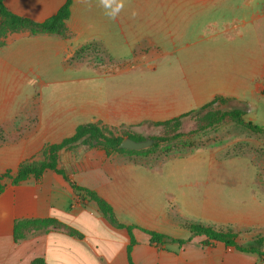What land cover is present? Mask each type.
Segmentation results:
<instances>
[{
  "label": "crops",
  "instance_id": "1",
  "mask_svg": "<svg viewBox=\"0 0 264 264\" xmlns=\"http://www.w3.org/2000/svg\"><path fill=\"white\" fill-rule=\"evenodd\" d=\"M65 1L5 5L43 22ZM66 23V38L29 30L2 38L0 176L40 160L44 146L60 143L85 123L128 127L164 121L217 96L244 101L252 118L260 116L254 102H264V0H73ZM88 45L102 57L77 59L76 52ZM214 143L156 168L101 148L81 159L70 153V163L60 157V167L110 203L121 223L168 237L151 243L148 234L134 229L135 264H264L223 243L204 246V236L192 237L179 224L180 217L231 229L240 245L264 239L258 169ZM4 184L0 264H130L128 231L111 226L95 202L81 201L62 175L47 170L40 179ZM48 219L80 237L33 223Z\"/></svg>",
  "mask_w": 264,
  "mask_h": 264
},
{
  "label": "trees",
  "instance_id": "2",
  "mask_svg": "<svg viewBox=\"0 0 264 264\" xmlns=\"http://www.w3.org/2000/svg\"><path fill=\"white\" fill-rule=\"evenodd\" d=\"M72 2L73 0H66L54 16L43 22H38L12 13L6 7L5 0H0V47L4 44L2 38L9 31L14 32L18 30H29L34 34L48 33L58 35L62 38L68 37L69 30L66 22L70 17ZM91 48H93L92 45L84 46L76 52L75 56L78 59ZM231 103L237 104L238 106L232 105ZM247 106L248 103L244 101H239L230 97L217 96L212 101L198 109L191 110L180 116L164 121H146L140 125L128 127H112L101 123L81 124L76 128L75 133L72 136L63 139L60 143L48 144L44 146L41 151L42 158L40 160L24 161L19 166L16 173L12 174L11 172H6L2 174L0 176V195L5 189V179H11L14 184H18L30 176L40 179L47 170H52L62 175L64 179L69 182L72 188L80 195L81 201L89 200L95 202L98 205L100 213L111 226L128 231L130 236V243L127 248L128 259L130 264H135L131 257L133 247L137 243L133 232L134 229L141 230L148 234L150 236L151 243H162L163 240L168 237L151 230L143 229L134 224L127 225L121 223L110 203H108L94 190L77 185L72 179H70L66 171L60 167V157L62 152H75L79 149L89 151L94 148H101L108 154L137 152L135 150L120 148V144L127 137L137 141L148 138L152 139L153 144L149 148L144 149L150 150L151 148H158L160 144L178 140L186 136H194L207 131L214 128L227 118H231L237 122H242L243 117L247 114ZM144 125L151 126L155 130V135L142 137L131 132V130L140 128ZM189 125L192 127L188 128ZM245 126L252 132L264 133L263 126L253 124L251 122L247 123ZM114 129L125 133L124 136H110V131ZM200 146H202V144ZM200 146L194 147L192 150L199 148ZM189 151L186 150L182 154H186ZM33 223L34 225L40 226V228H58L67 234L80 237L78 233L56 220H40L34 221ZM187 227L191 231L192 237H205V239L201 241V244L204 246H213L216 243H223L241 253L257 255L260 259L264 260V239L262 236L256 237L245 245H240L237 242V233L231 229L215 230L211 227H204L191 223L188 224ZM191 238L187 240H179V242L183 244L190 241Z\"/></svg>",
  "mask_w": 264,
  "mask_h": 264
},
{
  "label": "rangeland",
  "instance_id": "3",
  "mask_svg": "<svg viewBox=\"0 0 264 264\" xmlns=\"http://www.w3.org/2000/svg\"><path fill=\"white\" fill-rule=\"evenodd\" d=\"M92 50L93 49L91 48L87 50V53H85V56L88 59L91 58L96 60L102 57L100 54ZM231 104L238 106L237 104ZM254 104H256L259 108L258 110H260L258 112L260 116L257 118L251 117L250 105L248 104L247 114L243 117L242 122H237L231 118H227L214 128L194 136H186L178 140L160 144L158 148L113 155L120 156L130 162L145 164L151 168H156L161 162L168 158L184 155L182 153L186 150H192V148L206 143L212 145L215 142L214 145L225 150L227 155H240L252 161V163L258 169L260 185L264 186V133L252 132L245 126L247 123L251 122L264 127V102L261 101L257 103L255 101ZM191 127V125L188 126V128ZM131 132L142 137H150L155 135V130L151 126L147 125L131 130ZM109 134L110 136L120 137L124 136L125 133L114 129L110 131ZM75 152H77L76 157L81 159L86 151L79 149ZM63 153L64 154H62L61 157L63 158L64 162L70 163V158H73L70 153L74 152L64 151ZM236 167H238V165H236ZM72 168L74 169L75 166ZM173 217L174 219L176 218L174 214ZM178 220L182 228L188 229L187 226L191 223L190 221L180 217Z\"/></svg>",
  "mask_w": 264,
  "mask_h": 264
},
{
  "label": "water",
  "instance_id": "4",
  "mask_svg": "<svg viewBox=\"0 0 264 264\" xmlns=\"http://www.w3.org/2000/svg\"><path fill=\"white\" fill-rule=\"evenodd\" d=\"M152 144H153V140L149 138L145 140L137 141L127 137L120 144V148L140 151L149 148Z\"/></svg>",
  "mask_w": 264,
  "mask_h": 264
}]
</instances>
